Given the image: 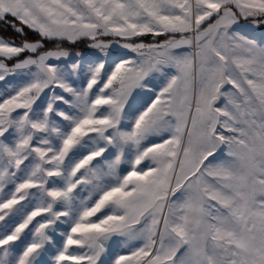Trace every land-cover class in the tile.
I'll return each instance as SVG.
<instances>
[{
  "label": "snow or ice",
  "instance_id": "6c2138e0",
  "mask_svg": "<svg viewBox=\"0 0 264 264\" xmlns=\"http://www.w3.org/2000/svg\"><path fill=\"white\" fill-rule=\"evenodd\" d=\"M0 264H264V0H0Z\"/></svg>",
  "mask_w": 264,
  "mask_h": 264
}]
</instances>
